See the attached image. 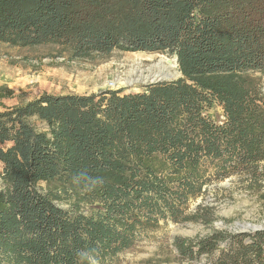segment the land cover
I'll return each instance as SVG.
<instances>
[{
  "label": "trees",
  "instance_id": "trees-1",
  "mask_svg": "<svg viewBox=\"0 0 264 264\" xmlns=\"http://www.w3.org/2000/svg\"><path fill=\"white\" fill-rule=\"evenodd\" d=\"M0 42L161 52L181 72L0 108V264H105L161 220L211 225L190 201L229 177L264 198V0H0ZM174 246L179 264H264V229Z\"/></svg>",
  "mask_w": 264,
  "mask_h": 264
},
{
  "label": "rangeland",
  "instance_id": "rangeland-1",
  "mask_svg": "<svg viewBox=\"0 0 264 264\" xmlns=\"http://www.w3.org/2000/svg\"><path fill=\"white\" fill-rule=\"evenodd\" d=\"M137 54H140L138 58L143 59L142 68L148 75L156 73L158 67L154 66L160 59L169 61L175 58L161 52L114 50L109 55L73 60L68 51L56 44L21 47L0 42V88H3L0 92L3 95L0 108L23 105L44 92L89 94L107 89L143 91L146 85L156 79L149 78L132 85L122 83L125 81L124 65L129 59L137 58ZM150 55L154 57L149 58ZM167 66L170 69L167 73L172 78L181 76L178 64L170 63ZM255 76L261 78L264 89V74L255 73ZM206 112L215 120L223 117V110L218 103L208 107ZM34 123L39 127L43 125ZM41 186L46 188V183ZM260 195L259 192L245 189L234 176L214 182L203 196L190 201L188 210L194 211L199 205L211 207L214 218L211 225L161 220L158 226L143 232L131 249L119 253L105 264H179V254L174 246L177 236H204L213 228L236 232H240L242 226H246L249 231H255L252 230L254 227L264 229V198ZM206 262L207 258H204L199 264ZM184 263L187 264V261L184 260Z\"/></svg>",
  "mask_w": 264,
  "mask_h": 264
},
{
  "label": "bare ground",
  "instance_id": "bare-ground-1",
  "mask_svg": "<svg viewBox=\"0 0 264 264\" xmlns=\"http://www.w3.org/2000/svg\"><path fill=\"white\" fill-rule=\"evenodd\" d=\"M141 56H143V55H141ZM136 57L137 58H135V59H129L127 61V64L124 65L125 66L124 67L125 70H124L123 74L125 75V81H122V83L132 85V84H135V83H137L139 81L143 82L142 80H146V79H149V78H153V79L155 78L157 80V78H161V77L167 76V74H168L167 72H168V70H170L169 66H167V64H170V63H172L174 65L177 64L175 58L173 60H169V61L166 58L165 59H160L159 62L155 66L153 65L154 67H158L155 70L156 73H154L152 75H148V74L145 73V71L143 69L144 68L143 67V61H142L143 59L138 58V57H140V54H137ZM153 57H154V55H150L149 56V58H153ZM111 72H112V70H111ZM122 78H124V77H122Z\"/></svg>",
  "mask_w": 264,
  "mask_h": 264
},
{
  "label": "water",
  "instance_id": "water-1",
  "mask_svg": "<svg viewBox=\"0 0 264 264\" xmlns=\"http://www.w3.org/2000/svg\"><path fill=\"white\" fill-rule=\"evenodd\" d=\"M174 57H175V59L177 61V64H178L177 56H174ZM173 79H176V78H172L171 75L167 74V77H165L164 79L161 78V79H158V80H154V81H151V83H155V82H159V81L173 80ZM258 229H260V228L254 227L252 230H258ZM241 231L245 232V231H249V229H247L246 226H242Z\"/></svg>",
  "mask_w": 264,
  "mask_h": 264
},
{
  "label": "clouds",
  "instance_id": "clouds-1",
  "mask_svg": "<svg viewBox=\"0 0 264 264\" xmlns=\"http://www.w3.org/2000/svg\"><path fill=\"white\" fill-rule=\"evenodd\" d=\"M81 256H85L88 258V264H98V260L95 256H91L88 253H81Z\"/></svg>",
  "mask_w": 264,
  "mask_h": 264
}]
</instances>
